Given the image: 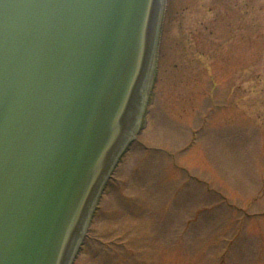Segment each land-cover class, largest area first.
I'll return each mask as SVG.
<instances>
[{
    "label": "rangeland",
    "instance_id": "374dc122",
    "mask_svg": "<svg viewBox=\"0 0 264 264\" xmlns=\"http://www.w3.org/2000/svg\"><path fill=\"white\" fill-rule=\"evenodd\" d=\"M72 264H264V0H167L142 130Z\"/></svg>",
    "mask_w": 264,
    "mask_h": 264
},
{
    "label": "water",
    "instance_id": "95a60500",
    "mask_svg": "<svg viewBox=\"0 0 264 264\" xmlns=\"http://www.w3.org/2000/svg\"><path fill=\"white\" fill-rule=\"evenodd\" d=\"M166 4L0 0V264H72L142 130Z\"/></svg>",
    "mask_w": 264,
    "mask_h": 264
},
{
    "label": "bare ground",
    "instance_id": "6f19581e",
    "mask_svg": "<svg viewBox=\"0 0 264 264\" xmlns=\"http://www.w3.org/2000/svg\"><path fill=\"white\" fill-rule=\"evenodd\" d=\"M153 75H154V71H153ZM152 78H153V76H152ZM151 82H152V81H151ZM87 228H88V225H87ZM87 228H86V230H85L84 234L86 233V231H87Z\"/></svg>",
    "mask_w": 264,
    "mask_h": 264
}]
</instances>
